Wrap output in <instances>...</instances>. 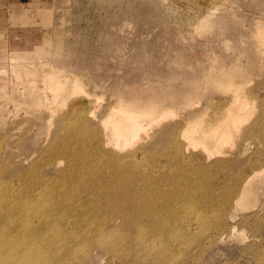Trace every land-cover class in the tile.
Masks as SVG:
<instances>
[{
  "label": "rangeland",
  "instance_id": "1",
  "mask_svg": "<svg viewBox=\"0 0 264 264\" xmlns=\"http://www.w3.org/2000/svg\"><path fill=\"white\" fill-rule=\"evenodd\" d=\"M43 4L0 50V264H264V0Z\"/></svg>",
  "mask_w": 264,
  "mask_h": 264
},
{
  "label": "crops",
  "instance_id": "2",
  "mask_svg": "<svg viewBox=\"0 0 264 264\" xmlns=\"http://www.w3.org/2000/svg\"><path fill=\"white\" fill-rule=\"evenodd\" d=\"M43 1L0 0V50L3 48L6 51L8 46L11 52L20 53L37 49V35L40 34L42 45L48 41L42 34V25H46L47 17V8L44 7Z\"/></svg>",
  "mask_w": 264,
  "mask_h": 264
},
{
  "label": "bare ground",
  "instance_id": "3",
  "mask_svg": "<svg viewBox=\"0 0 264 264\" xmlns=\"http://www.w3.org/2000/svg\"><path fill=\"white\" fill-rule=\"evenodd\" d=\"M54 200H57V199H54ZM58 202L61 203V200L58 199V200H57V203H58ZM52 204H53V203H52ZM84 229H85V228L83 227L82 230L84 231ZM82 230H81V231H82ZM98 231H100V230H98ZM100 232H101V233H99L98 235L96 234V235L94 236L95 238L93 239V241L96 242V241H100V240H102V239H103V240L107 239L106 234H105L103 231H100ZM9 234H10V233H9V229H8L7 227H5V226H1V220H0V243L6 242V241L8 240V238H7L6 236H8ZM84 235H85V234H84ZM9 236H10V235H9ZM85 236H86V235H85ZM85 236H84V237H85ZM87 236H88V234H87ZM89 237H92V236H90V234H89ZM165 237H166V236H165ZM164 240H165V239H164ZM101 242H103V241H101ZM105 243H106V241H104V243H101L102 245L100 244V246H99L100 249H103L102 247L104 246ZM170 245H171V244H170ZM105 247H106V246H105ZM105 247H104V249H106V251H108L109 248H110V247H109V248H105ZM95 248H97V247H95ZM97 249H98V248H97ZM104 249H103V250H104ZM6 250L9 251L7 245L4 246V245H1V244H0V254H4V253L6 252ZM66 252H67V251H66ZM64 256H65V255H64ZM63 258H64V257H63ZM55 261H56V260H55ZM61 264H62V263H61ZM65 264H66V263H65Z\"/></svg>",
  "mask_w": 264,
  "mask_h": 264
}]
</instances>
